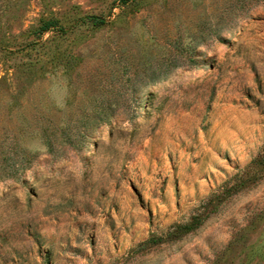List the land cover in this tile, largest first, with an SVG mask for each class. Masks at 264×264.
Segmentation results:
<instances>
[{
  "label": "rangeland",
  "instance_id": "374dc122",
  "mask_svg": "<svg viewBox=\"0 0 264 264\" xmlns=\"http://www.w3.org/2000/svg\"><path fill=\"white\" fill-rule=\"evenodd\" d=\"M0 264H264V0H0Z\"/></svg>",
  "mask_w": 264,
  "mask_h": 264
},
{
  "label": "clouds",
  "instance_id": "9594fccd",
  "mask_svg": "<svg viewBox=\"0 0 264 264\" xmlns=\"http://www.w3.org/2000/svg\"><path fill=\"white\" fill-rule=\"evenodd\" d=\"M187 83V71L185 67L180 66L177 67L167 79L157 81L150 87L154 93L164 94L166 90L173 89L178 85H184L186 87Z\"/></svg>",
  "mask_w": 264,
  "mask_h": 264
},
{
  "label": "trees",
  "instance_id": "16d2710c",
  "mask_svg": "<svg viewBox=\"0 0 264 264\" xmlns=\"http://www.w3.org/2000/svg\"><path fill=\"white\" fill-rule=\"evenodd\" d=\"M94 20H95V21H98V20H96V19H94ZM179 227H180V229H181V228H184V227H187V226H179Z\"/></svg>",
  "mask_w": 264,
  "mask_h": 264
}]
</instances>
